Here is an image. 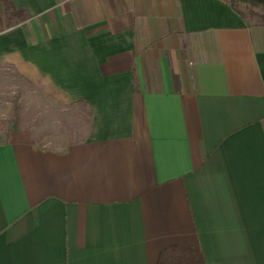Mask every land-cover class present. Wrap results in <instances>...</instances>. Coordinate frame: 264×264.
I'll return each instance as SVG.
<instances>
[{"label": "crops", "instance_id": "obj_1", "mask_svg": "<svg viewBox=\"0 0 264 264\" xmlns=\"http://www.w3.org/2000/svg\"><path fill=\"white\" fill-rule=\"evenodd\" d=\"M12 2L0 61L87 127L0 142V264H264V23L227 0Z\"/></svg>", "mask_w": 264, "mask_h": 264}, {"label": "rangeland", "instance_id": "obj_2", "mask_svg": "<svg viewBox=\"0 0 264 264\" xmlns=\"http://www.w3.org/2000/svg\"><path fill=\"white\" fill-rule=\"evenodd\" d=\"M238 8L250 21L264 23L263 5L243 0L238 2ZM49 91L0 61V142L29 138L46 147L63 146L83 136L87 123L76 120L78 110L68 109Z\"/></svg>", "mask_w": 264, "mask_h": 264}, {"label": "trees", "instance_id": "obj_3", "mask_svg": "<svg viewBox=\"0 0 264 264\" xmlns=\"http://www.w3.org/2000/svg\"><path fill=\"white\" fill-rule=\"evenodd\" d=\"M230 2L232 7L239 12L243 13L238 8V2L243 0H227ZM254 4L263 5L264 0H249ZM2 9L0 13H3L9 23H17L22 21L26 16L23 10L16 9L13 5L12 0H0ZM2 11V12H1ZM244 16V15H243ZM158 264H208L203 254L192 246L187 248H180L178 246H171L164 250L160 256Z\"/></svg>", "mask_w": 264, "mask_h": 264}]
</instances>
